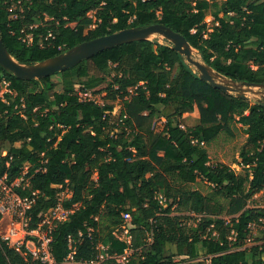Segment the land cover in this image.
Returning <instances> with one entry per match:
<instances>
[{
  "label": "trees",
  "instance_id": "1",
  "mask_svg": "<svg viewBox=\"0 0 264 264\" xmlns=\"http://www.w3.org/2000/svg\"><path fill=\"white\" fill-rule=\"evenodd\" d=\"M153 24L183 35L227 78L264 85V0H0V36L26 65ZM27 35L31 44L23 41ZM102 86V103L81 98ZM118 100L124 105L115 117ZM196 106L197 123L185 125L183 115ZM234 123L247 136L242 174L211 165L207 149ZM0 179L32 202L29 231L59 204L72 211L43 226L57 264L72 252L76 264L96 262L101 253L110 256L101 264H264V243L245 247L251 226L264 224V207L249 206L264 191V102L212 87L157 40L116 46L42 79L22 80L0 65ZM198 180L211 186L210 194L189 187ZM65 191L70 196L61 201ZM179 207L200 217L192 234L173 215ZM123 227L130 243L115 233ZM0 264L41 262L25 244L18 248L0 237Z\"/></svg>",
  "mask_w": 264,
  "mask_h": 264
},
{
  "label": "rangeland",
  "instance_id": "2",
  "mask_svg": "<svg viewBox=\"0 0 264 264\" xmlns=\"http://www.w3.org/2000/svg\"><path fill=\"white\" fill-rule=\"evenodd\" d=\"M15 9H16V7L13 6V10H15ZM90 14L93 17L96 16L95 11L91 12ZM205 22L207 24L208 30L211 31L213 28V25H214L213 18L211 16H208L205 19ZM73 26H74V24H73ZM151 40H157L160 43L168 44L166 39H164L163 37H160L158 35L152 36ZM195 58L198 60H202L198 53L195 55ZM189 66L192 68V70L195 73L198 74V71L194 66H191V65H189ZM55 79L57 82L60 81L59 77H57ZM103 87H105V86L99 87L97 90L92 91L90 94L91 99L102 103L103 102L102 97H104L105 93L104 92H98V91L99 90L101 91V89ZM57 90H61V84L60 83H58ZM5 91H6L5 87H3L2 92H5ZM255 91H260V89L255 88ZM246 95L248 96V99L251 103H256V102H258V100L260 98H262V95H257L254 93H247ZM123 105H124V103L122 100H118L115 102V111H114L115 117H117L119 115V113L121 112V110L123 108ZM46 110H47V106H44L41 108L34 109V113L36 114V113L43 112ZM199 117H200V110L196 106L193 112H188V113H185L183 115L182 121L187 126H193L197 123V120ZM165 121L166 120L164 118L155 120V122H154L155 131H157V132L162 131L164 128ZM246 140H247V136L243 132L242 126L240 124H237V123L232 124L230 131L221 133L210 145H208L207 149H208V154L210 157V164L214 165L216 163H224V164L228 165L231 169H233L237 174L244 173L243 167L240 165L239 153H240V150L243 147V145L246 143ZM8 148H9L8 144H6L5 146L2 147L3 155H6ZM189 187L199 189L200 191H202L206 195L210 194L212 191L211 186L209 184H207L206 181H203V180H198L197 183L191 184V185H189ZM69 196L70 195L68 194L67 191L62 192L59 195L61 201L67 199ZM0 200H2V201L5 200V197L3 196L1 191H0ZM8 202H10L9 206L11 207V209L9 212H6L3 215V219L0 222V237H3L4 239L8 240L11 245H15L16 243H18L20 245L25 244V245H28L30 247H33L30 244V241L32 239H34L35 237L28 235L27 227L29 224L25 225L22 221L21 216L18 215L19 214L17 212L18 206L15 205L14 203H12L11 200H8ZM249 206H251V207H264V191L256 194L249 201ZM50 212L48 213L47 216L50 215ZM173 215L180 216L181 220L186 225V228L189 229V231L192 227H195L200 220L199 219L200 217L198 215H196L195 213H191L189 211H185L181 207L176 208ZM263 231H264V224L263 225L253 224L251 226V234L249 236V239L246 242L245 247L250 248V247H253L256 245H261L262 243H264V240H261V241L257 240V237L264 238ZM42 232H45V230L43 229ZM115 233L118 234L119 237H122L123 239L126 238V233L124 232V230L121 231V229H120V230H117ZM190 234H192L191 231H190ZM174 250H175V248H174ZM131 252H132L131 250L128 251L124 257H127L128 255H130ZM203 253H204L203 250H201L200 251V255H201L200 259L201 260L206 259V257L204 256ZM181 259H185V258L178 257L177 261H179Z\"/></svg>",
  "mask_w": 264,
  "mask_h": 264
},
{
  "label": "water",
  "instance_id": "3",
  "mask_svg": "<svg viewBox=\"0 0 264 264\" xmlns=\"http://www.w3.org/2000/svg\"><path fill=\"white\" fill-rule=\"evenodd\" d=\"M154 35L166 39L168 44L185 58L187 64L194 66L198 71L200 80L227 94L247 100H249L247 93L262 95L258 102H264V85L236 82L215 71L203 61L201 54L191 46L183 35L162 24H153L143 28H129L95 38L83 42L56 57L33 65L18 62L10 54L0 36V65L4 70L22 80L42 79L69 70L105 50L131 42L151 40ZM195 52L200 55L202 60L195 58ZM255 88L260 89V91H255Z\"/></svg>",
  "mask_w": 264,
  "mask_h": 264
},
{
  "label": "built area",
  "instance_id": "4",
  "mask_svg": "<svg viewBox=\"0 0 264 264\" xmlns=\"http://www.w3.org/2000/svg\"><path fill=\"white\" fill-rule=\"evenodd\" d=\"M18 3H20V1H18ZM14 5V4H13ZM13 7V6H12ZM11 7V11H15L13 10V8ZM20 11L22 12L23 10L20 9ZM15 17H17V14H15ZM71 26H73V24H71ZM49 36H51V34H49ZM48 38V37H47ZM46 38V39H47ZM24 42H26L27 44H31L32 43V37L30 35H27L24 39ZM92 91H89L87 93H83L81 94V98L84 100H93L90 97ZM23 179H19L17 180V182L15 184H19ZM13 184L12 185H7L4 180L0 179V191L3 194V196L5 197V200H0V213L2 215H4L6 212H9L11 207L9 206L8 200H11L12 203H14L15 205H17V212L19 213L18 215L21 216L22 221L25 225L29 224V219L26 217V213L27 210L30 208L31 205V201H29L28 199H23L20 196H18L17 194L14 193L13 191ZM159 200L160 202H164V198L162 195H159ZM72 211L69 210H65L60 204L57 205L55 208H53L50 212L49 216H46L45 219H43L41 226L37 229L34 230H28V235H31L33 237H35L34 239H32L30 241V244L33 247H30L28 245H25L28 252L35 258L39 259V261L41 262V264H57L54 257L51 254L50 248H49V243L51 241V238L49 237V233L47 230H45V232H42L43 230V226L45 224H47L49 227L51 226L52 222L55 220L58 221H64L68 218V215L71 213ZM124 219L126 222H129L131 220V216L130 214H124ZM42 229V230H41ZM124 232L126 233V238L123 239L124 241L130 243V239L131 236L129 234V228L125 227L124 228ZM17 244V245H16ZM15 245L20 248L22 245L16 243ZM99 249H101L102 251L105 250L106 248L103 247L102 245L99 246ZM19 250V249H18ZM74 252L70 253L67 257V259L65 260V264H76L75 260H74ZM110 256L108 254L105 253H101L98 256V260L96 262H92L91 264H101L105 259L109 258ZM126 259V257H120L118 260L119 261H124Z\"/></svg>",
  "mask_w": 264,
  "mask_h": 264
},
{
  "label": "bare ground",
  "instance_id": "5",
  "mask_svg": "<svg viewBox=\"0 0 264 264\" xmlns=\"http://www.w3.org/2000/svg\"><path fill=\"white\" fill-rule=\"evenodd\" d=\"M197 53L195 52V55H196Z\"/></svg>",
  "mask_w": 264,
  "mask_h": 264
}]
</instances>
